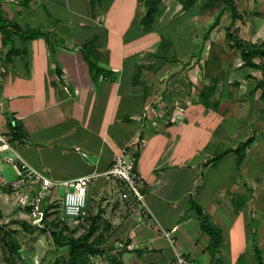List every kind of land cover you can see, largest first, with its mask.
I'll return each mask as SVG.
<instances>
[{
  "label": "crops",
  "instance_id": "0c3cea01",
  "mask_svg": "<svg viewBox=\"0 0 264 264\" xmlns=\"http://www.w3.org/2000/svg\"><path fill=\"white\" fill-rule=\"evenodd\" d=\"M0 13L20 30H0V131L12 139L20 126L25 137L10 142L17 154L52 180H71L107 172L116 153L143 138L137 169L149 219L122 199L116 183L100 179L88 191L91 216L101 201L128 209H116L121 215L109 221L130 242L127 250L133 243L138 248L123 258L177 264V250L195 264H255L251 232L224 230L223 223L236 220L229 207L235 200L245 207L264 194V185L253 189L247 182L246 161L261 150L257 138L250 136L240 151L249 140L243 136L263 117L260 112L250 124L251 94L238 106V118L229 114L234 105L222 100L221 85L176 88L173 67L157 75L174 57L171 44L162 47L157 22L144 29L140 0H0ZM30 30L41 34L25 39L21 32ZM237 89H227L226 98ZM7 156L13 153L0 152V192L20 173L4 162ZM243 164L245 176L235 177ZM158 228H176L174 248Z\"/></svg>",
  "mask_w": 264,
  "mask_h": 264
},
{
  "label": "rangeland",
  "instance_id": "374dc122",
  "mask_svg": "<svg viewBox=\"0 0 264 264\" xmlns=\"http://www.w3.org/2000/svg\"><path fill=\"white\" fill-rule=\"evenodd\" d=\"M180 2L181 0H163L161 10L157 16V36H161L163 48L171 44L169 45L168 56L174 57L171 62L164 63L162 68H158L162 69V71L160 70L157 75L164 73L166 75L169 69L173 67L172 69L176 73L172 78L176 81L178 86L176 88H185V85H188L189 88H200L201 86H205V88L214 86L216 88V86L221 85V88H226V91L227 89L234 90V88H238L237 95L232 94L234 97L233 101L226 98L228 95L226 91L223 90L222 93V100H225V103L231 101L234 106L237 105L236 108L232 106V108L228 109L231 111L230 115L237 112L238 118L242 112V109L239 110L238 106L245 101L244 99L248 100L247 96L251 94L252 103L248 100V105L251 107L249 111L252 113L250 124L259 122L256 118L260 112L263 117L260 118L261 121L256 131L249 130L243 136V140H248L252 135L255 136L257 143L261 146L259 155L257 156L256 152L252 159H247L246 161V164L251 167V171L247 173V182L249 187H253V189L257 185L263 186L264 97L262 94L264 95V88L261 87L262 89L257 92L255 89L258 87L259 82L264 80V73L261 70L243 66L244 61L241 58L240 50L234 43L226 40V35L229 30L236 38L244 40L248 45L251 43H264V0H235L238 13V18L236 19L233 18L229 7L217 1L215 3L211 2L212 5L203 9L201 8L203 0H200L190 12H184ZM217 16H220V23L210 30L209 27ZM177 45L181 49L179 52L177 51L179 48ZM262 61L260 58L257 59L259 64ZM169 81L167 79V81L163 82H167L170 85ZM162 86L168 85L164 83ZM239 124L240 122L238 123V128L241 127L240 125L243 122ZM244 165L237 167L235 177L245 176L243 173ZM260 177H262V181L259 180ZM229 182L232 183L228 184L227 189L231 193L234 189L232 187L233 178ZM227 189L225 188L223 191L227 192ZM262 190L264 193V187ZM1 191L0 264H9V248L6 246V242L11 237H14L21 246L20 254L28 264H55L57 261L58 264H62L68 258V247L66 245L60 248L55 246L51 234L56 227L62 228L61 225L56 226L53 223L52 226H48L46 224L44 229L41 225L27 231L23 227L22 222L24 220L29 222L31 219L28 218L24 210L18 208L19 200L23 199L24 195H12L7 190ZM64 192V189L61 190L62 194ZM235 202L237 204L229 205V207L235 211L236 220H229L224 217L226 218L223 222L226 227L224 230L236 228L250 231L251 236L249 238L256 255L255 264H264V194L258 200L253 197L251 203H247L245 207L238 203V199ZM52 206L51 213L55 211L60 213L61 209L59 208H62V202L57 200ZM120 207L113 205L110 209L109 205H104V201L100 202L99 212L98 215H95L94 220L95 230L90 237V242L103 252L93 257L88 256L89 262L87 264H112L109 255L120 253L121 249L125 248L124 245L130 243L117 235L116 224L109 223V221H115V216L118 214L116 209L122 213L124 210L128 211L126 207L125 209ZM56 214H52L48 221L54 220L59 215ZM118 215L121 214L119 213ZM243 220L245 222H242ZM91 226L92 222L86 219L83 224L81 223L78 226L71 225V228L69 230L65 229L64 233L75 237H83L89 234ZM3 237L7 241H4ZM133 244L135 245V243ZM123 262L124 264L132 263L129 257L124 258Z\"/></svg>",
  "mask_w": 264,
  "mask_h": 264
},
{
  "label": "built area",
  "instance_id": "2783aa9c",
  "mask_svg": "<svg viewBox=\"0 0 264 264\" xmlns=\"http://www.w3.org/2000/svg\"><path fill=\"white\" fill-rule=\"evenodd\" d=\"M7 134L0 131V152L11 151L13 156H7L4 160L9 166H18L20 173L15 180L9 183L11 194H23L19 200L20 209L27 213L31 223L41 226L45 218L44 206L48 203L62 202L60 220L68 225L78 226L88 217L87 201L89 189L100 179L116 183L120 186V194L124 201L135 204V210L139 211L141 218L149 219V209L145 198L146 183L138 172V155L145 140L135 138L115 158L107 172L94 173L77 177L71 180H52L44 172L30 166L19 154H17ZM64 189V194L61 190ZM160 236L168 240L175 247L174 232L176 228L167 230L158 228ZM129 250L138 249L134 245L128 246ZM177 264H195V261L187 255L176 250Z\"/></svg>",
  "mask_w": 264,
  "mask_h": 264
},
{
  "label": "trees",
  "instance_id": "16d2710c",
  "mask_svg": "<svg viewBox=\"0 0 264 264\" xmlns=\"http://www.w3.org/2000/svg\"><path fill=\"white\" fill-rule=\"evenodd\" d=\"M140 1L144 3V6L146 8V13L142 17L141 23L145 30H150L157 21V16H158L159 11L161 10L163 0H140ZM198 1L200 0H181L180 3L182 6V10L184 12H190L195 7V5L198 3ZM216 1L229 7L233 14L234 19L238 18L235 0H206V1L203 0V3L201 4V8L205 9L206 7H209L210 5H212L211 2L215 3ZM219 23H220V16H217L214 22L210 25L209 29L210 30L214 29L217 25H219ZM6 27L7 28L13 27L14 29L17 28V30L20 31L17 25L8 23L7 20L0 13V30L5 32ZM40 34L41 32L37 30H30L29 32H26V33L21 32V35L25 39H32ZM226 40L229 41L230 43H234V45L240 50L241 58L244 61L243 66L249 67L251 69H258V70H261L262 73H264L263 72L264 71V43L262 44L251 43L248 45V43L245 42L244 40H241L240 38H236L233 34L230 33L229 30L226 35ZM258 58L263 60L260 64L257 62ZM261 87L264 88V80L259 82V85L255 89V91L262 89ZM208 88H214V86H210ZM262 96L264 97L263 94ZM13 134L14 135L12 139H10V141L16 138L23 139V137H25L21 133L19 125H16L15 132ZM251 141H253V138H250L246 142V144L243 143L240 151L241 150L245 151L246 145L249 144ZM238 151H239V148H238ZM8 189H9V192H11L10 187ZM55 203L56 202L48 203L44 206L45 218L42 223L43 229L46 224L48 226H52L53 223H55L56 226L61 225L62 228L56 227L55 229L52 230L51 234H52V239H53L55 246L60 248L63 245H66L68 247V258L65 259L62 264H87L89 262L88 256L93 257L103 252L99 247H95L94 244L90 242V237L92 233H94V230H95V227H94L95 226V221H94L95 216L88 215V217L86 218L87 220H90L92 222V226H91L92 228L89 234H86L83 237H75L73 235H68L64 233V230L65 229L69 230L71 227L67 223L60 220V216H61L60 213H62V208H59L61 209L60 213L56 211L51 213V210L53 208L52 205H54ZM198 212L199 214L201 213L199 209H198ZM54 213L55 214L57 213L59 215L56 214L57 215L56 218L52 220L51 222H49L48 219ZM22 225L27 231L32 230L33 227H40L39 225L32 224L30 220L29 222L24 220L22 222ZM202 227L204 231H213L212 229H210L209 227H206L205 225H202ZM8 235L10 234L8 233ZM3 240L7 241L5 237H3ZM6 246L9 248V257H8L9 264H28L22 258L20 254L21 246L19 245V243L14 237H11L6 242ZM127 251H131V250H127V244H126L125 248L121 249L120 253L116 255H109L111 263L112 264H124L123 256L125 252ZM132 251H135V250H132ZM55 264H58V261Z\"/></svg>",
  "mask_w": 264,
  "mask_h": 264
}]
</instances>
